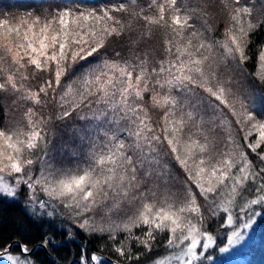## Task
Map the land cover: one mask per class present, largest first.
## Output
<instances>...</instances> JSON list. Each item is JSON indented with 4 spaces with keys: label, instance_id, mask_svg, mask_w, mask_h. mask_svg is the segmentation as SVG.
<instances>
[{
    "label": "snow or ice",
    "instance_id": "snow-or-ice-1",
    "mask_svg": "<svg viewBox=\"0 0 264 264\" xmlns=\"http://www.w3.org/2000/svg\"><path fill=\"white\" fill-rule=\"evenodd\" d=\"M259 2L219 0V25L208 0L0 18V100L23 109L0 126V205L22 213L7 237L0 220V264H56L78 238L74 264H144L162 236L148 264H197L214 231L221 253L244 241L264 216V109L237 86ZM258 62L264 87V45Z\"/></svg>",
    "mask_w": 264,
    "mask_h": 264
},
{
    "label": "trees",
    "instance_id": "trees-1",
    "mask_svg": "<svg viewBox=\"0 0 264 264\" xmlns=\"http://www.w3.org/2000/svg\"><path fill=\"white\" fill-rule=\"evenodd\" d=\"M113 0H0V18L3 17H18L24 15L26 12H33L37 15L49 12L56 7H84V8H100ZM143 2V0H141ZM256 0H249V3H255ZM219 0H208L209 11L212 12L216 18L217 25L223 22V15L218 7ZM264 5V0L256 5L257 13L261 6ZM222 31V29H221ZM159 35L152 41L154 46L158 45ZM264 45V29L257 30L251 37V44L248 55L250 60L246 65V71L243 76L239 77V84L237 85L244 93L247 94L249 102L255 104L256 111L259 113L264 109V87L258 85L255 81L254 74L259 71L258 52L260 47ZM113 47L120 48V43L113 44ZM34 86L36 85L33 82ZM23 109L19 105L13 106L11 98L0 100V126H11L15 121L21 118ZM155 118V117H154ZM82 122L73 119L67 124V128L79 126ZM56 133L55 139L59 141L61 138L68 140L69 134L65 129V125L57 122L53 129ZM22 219V213L19 207H11L8 205H0V220H2L5 237L12 235V225ZM264 221V216L258 217V223ZM216 219L212 227L215 229V224H218ZM264 223V222H263ZM216 232V231H214ZM83 235V234H82ZM164 236H162L161 244L157 246L148 257L144 258V264H148L149 257L158 258L166 253L163 247ZM83 241L78 238L77 243L69 244L66 248L61 249L58 253H53L52 258L56 264H74L78 258V245ZM90 250L96 251L97 254L107 259H113L114 253L110 245H106L104 240L99 237L90 238V243L87 245ZM197 264H204L198 262ZM241 264H264V226L255 234L249 241L246 248V255Z\"/></svg>",
    "mask_w": 264,
    "mask_h": 264
},
{
    "label": "rangeland",
    "instance_id": "rangeland-1",
    "mask_svg": "<svg viewBox=\"0 0 264 264\" xmlns=\"http://www.w3.org/2000/svg\"><path fill=\"white\" fill-rule=\"evenodd\" d=\"M257 210H261L257 207ZM219 221V218H216ZM264 221L258 223V217L256 219V223L253 225L251 229L246 230V235L244 241H242L239 245L233 246L229 249L227 253L219 252V247L223 246L226 243L225 238V230H217L214 232V235L217 237V244L213 246L212 249H209L206 253V256L202 258L198 262H202L204 264H241L244 261L246 255V248L249 241L252 237L261 230L264 226ZM219 223V222H218ZM165 254V253H164ZM207 256H211V259H207ZM197 262V263H198Z\"/></svg>",
    "mask_w": 264,
    "mask_h": 264
}]
</instances>
